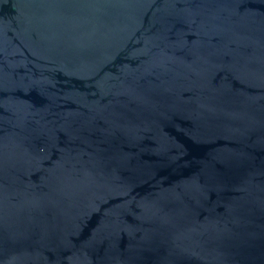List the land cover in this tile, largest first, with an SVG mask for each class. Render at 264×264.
Here are the masks:
<instances>
[{"label":"water","instance_id":"obj_1","mask_svg":"<svg viewBox=\"0 0 264 264\" xmlns=\"http://www.w3.org/2000/svg\"><path fill=\"white\" fill-rule=\"evenodd\" d=\"M0 264H264V0H0Z\"/></svg>","mask_w":264,"mask_h":264}]
</instances>
